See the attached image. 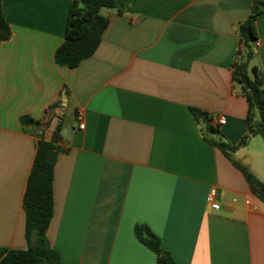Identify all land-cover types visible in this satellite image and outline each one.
Here are the masks:
<instances>
[{
    "label": "crops",
    "instance_id": "1",
    "mask_svg": "<svg viewBox=\"0 0 264 264\" xmlns=\"http://www.w3.org/2000/svg\"><path fill=\"white\" fill-rule=\"evenodd\" d=\"M73 1L1 0L11 36L0 42V248H27L22 195L36 140L61 124L67 150L53 167L46 237L63 264H157L136 225L176 264H264V203L231 161L264 184L257 135L240 144L248 105L231 77L237 26L264 0H115L122 12L104 11L96 50L69 68L53 55ZM255 31L250 66L264 74V11Z\"/></svg>",
    "mask_w": 264,
    "mask_h": 264
},
{
    "label": "trees",
    "instance_id": "2",
    "mask_svg": "<svg viewBox=\"0 0 264 264\" xmlns=\"http://www.w3.org/2000/svg\"><path fill=\"white\" fill-rule=\"evenodd\" d=\"M259 2L254 1L249 16L238 24L236 29L238 49L232 64V81L241 86L247 101L246 135L240 141L245 144L251 137L258 135L264 141V74L250 66L255 50L253 42L257 40L255 20L264 11ZM101 8L122 12L123 4L115 0H75L70 7L66 33L62 43L54 51V62L59 66L76 67L83 59L90 57L96 50L102 33L108 25L106 16L100 14ZM11 36L0 0V42ZM197 120L208 121L205 113L192 109ZM26 117L21 119L25 123ZM62 125L53 131L50 141L38 137L35 155L32 161L25 189L22 195L24 212V234L27 248L24 250L0 248V264H63L58 254L49 246L46 231L53 213V167L56 155L67 149L60 145ZM211 133L215 130L207 125ZM226 155L235 150L231 146L214 139L209 140ZM232 163L243 173L248 185L256 197L264 203V184L245 167L234 160ZM136 239L156 255L157 264H176L170 254L163 250L160 241L146 226L134 227Z\"/></svg>",
    "mask_w": 264,
    "mask_h": 264
},
{
    "label": "built area",
    "instance_id": "3",
    "mask_svg": "<svg viewBox=\"0 0 264 264\" xmlns=\"http://www.w3.org/2000/svg\"><path fill=\"white\" fill-rule=\"evenodd\" d=\"M260 43L258 40L253 42V48L256 50L259 47ZM76 121L78 123V127L82 129L84 127L83 122H82V113L80 111H77L76 113ZM217 122L219 124H223L224 120L223 119H217ZM216 189L212 187L209 190V193L207 195V203L211 209L218 210L220 208L219 203L216 202Z\"/></svg>",
    "mask_w": 264,
    "mask_h": 264
},
{
    "label": "rangeland",
    "instance_id": "4",
    "mask_svg": "<svg viewBox=\"0 0 264 264\" xmlns=\"http://www.w3.org/2000/svg\"><path fill=\"white\" fill-rule=\"evenodd\" d=\"M108 8H101L100 14H103L104 11H106ZM252 148L255 150H260L261 152H264V141L260 136H255V142L252 144Z\"/></svg>",
    "mask_w": 264,
    "mask_h": 264
},
{
    "label": "water",
    "instance_id": "5",
    "mask_svg": "<svg viewBox=\"0 0 264 264\" xmlns=\"http://www.w3.org/2000/svg\"><path fill=\"white\" fill-rule=\"evenodd\" d=\"M26 123L29 124V125H33L35 128H39V126H40L38 123H33V121H31V120L26 121ZM68 134H70V131H68ZM206 138L210 139L211 138V134L210 133L207 134Z\"/></svg>",
    "mask_w": 264,
    "mask_h": 264
}]
</instances>
